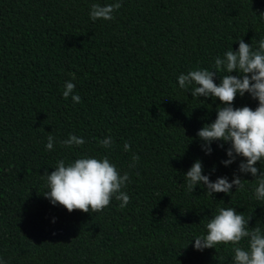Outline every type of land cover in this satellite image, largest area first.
I'll use <instances>...</instances> for the list:
<instances>
[{
	"label": "trees",
	"instance_id": "obj_1",
	"mask_svg": "<svg viewBox=\"0 0 264 264\" xmlns=\"http://www.w3.org/2000/svg\"><path fill=\"white\" fill-rule=\"evenodd\" d=\"M113 2L0 0V261L234 264L230 244L199 251L192 239L227 207L264 232V200L255 198L256 178L238 172L242 157L222 163L230 143L202 150L197 132L215 121L221 102L192 97L178 76L212 70L239 39L255 50L264 40V0H119L114 19H90L93 3ZM66 82L79 103L63 97ZM244 106L255 110L258 100L237 94L233 107ZM70 134L85 144L63 146ZM109 135L105 149L99 142ZM133 155L140 159L130 168ZM82 156H107L129 174L126 207L113 198L97 213L69 212L45 198V171ZM197 160L212 182L236 173L245 189L190 192L184 174ZM255 166L264 171V161Z\"/></svg>",
	"mask_w": 264,
	"mask_h": 264
},
{
	"label": "clouds",
	"instance_id": "obj_2",
	"mask_svg": "<svg viewBox=\"0 0 264 264\" xmlns=\"http://www.w3.org/2000/svg\"><path fill=\"white\" fill-rule=\"evenodd\" d=\"M121 7L119 0L101 5L93 3L89 12L90 19L112 20L113 13ZM239 42L238 50L231 47L223 58L215 59L212 70L197 68L187 74L178 76L180 88L191 92L192 97L218 98L221 102L217 106V116L214 122L205 124L198 132L197 137L202 141V150L211 154V144L214 141L230 143L227 149L229 159L222 161L225 166L235 162L237 157H242L238 172L250 173L256 178L257 186L254 189L255 198L264 200V171L258 169L257 162L264 161V40L258 42L254 50L252 44ZM219 85L214 82L217 74L225 71ZM236 72L238 75H231ZM75 84L66 82L63 90L65 99L71 96L74 103H79V95L73 94ZM245 93L258 100V106L253 110L248 106L234 108L233 102L237 94ZM83 137L70 134L67 139L60 141L63 146H82L85 144ZM56 143L53 135L47 137L46 149L51 151ZM105 149L113 146V138L109 135L99 142ZM221 147L223 144L220 145ZM130 145L124 144L128 151ZM140 157L132 156L130 168L135 167ZM203 164L200 160L193 163L184 174L187 188L194 192L197 185L206 187L208 193L229 194L233 186L236 190H244L245 184L239 174L234 173L231 182L228 177H218L212 182L209 175L202 174ZM48 190L43 194L53 205L57 203L69 212L80 210L94 213L102 211L109 206L115 198L121 201L120 207L124 208L130 203L129 195L122 191L130 182L127 172L121 175L117 166L107 156L94 158L82 156L74 162L65 163L60 160L55 170L50 174L45 171ZM218 214L206 224V234L195 236L194 248L203 251L206 248H216L217 245H231L234 252V264H264V232L261 227H249L251 216L247 219L243 213H237L234 207L219 208ZM247 240V247L241 246V241ZM191 240V241H192ZM3 264V261H0Z\"/></svg>",
	"mask_w": 264,
	"mask_h": 264
}]
</instances>
